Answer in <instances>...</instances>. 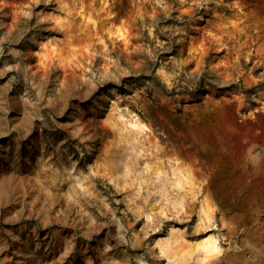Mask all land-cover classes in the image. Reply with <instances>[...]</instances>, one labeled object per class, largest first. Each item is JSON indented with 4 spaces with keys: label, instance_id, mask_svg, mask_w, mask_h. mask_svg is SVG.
Wrapping results in <instances>:
<instances>
[{
    "label": "rangeland",
    "instance_id": "rangeland-1",
    "mask_svg": "<svg viewBox=\"0 0 264 264\" xmlns=\"http://www.w3.org/2000/svg\"><path fill=\"white\" fill-rule=\"evenodd\" d=\"M224 104L264 118V0H0V264H264Z\"/></svg>",
    "mask_w": 264,
    "mask_h": 264
},
{
    "label": "bare ground",
    "instance_id": "bare-ground-1",
    "mask_svg": "<svg viewBox=\"0 0 264 264\" xmlns=\"http://www.w3.org/2000/svg\"><path fill=\"white\" fill-rule=\"evenodd\" d=\"M223 108L224 109L221 111V117H222V120L224 121V123H226L231 128L239 130L240 133H242L243 135L251 134L253 132V130H255V128H257L258 126L263 127V131L260 135V138L264 141V118L263 117L259 116V120H258L257 124H255V123H247V124L243 123V124H241L235 120V118L232 114V109L230 107L226 106ZM130 125L137 130H139V129L141 130V128H143L144 124H142L139 121V119L132 118L130 120ZM261 152H264V148H262ZM235 153L236 154L239 153V150L238 149L235 150ZM217 249H218V244L216 243V241L215 240H208V243L206 244V254H208V252L214 253Z\"/></svg>",
    "mask_w": 264,
    "mask_h": 264
},
{
    "label": "water",
    "instance_id": "water-1",
    "mask_svg": "<svg viewBox=\"0 0 264 264\" xmlns=\"http://www.w3.org/2000/svg\"><path fill=\"white\" fill-rule=\"evenodd\" d=\"M226 106H228V107H230L232 109V114H233L234 118H236V116H235V114L233 112V106L232 105H229V104H224V107H226ZM246 122L247 123H252L250 120H247Z\"/></svg>",
    "mask_w": 264,
    "mask_h": 264
}]
</instances>
